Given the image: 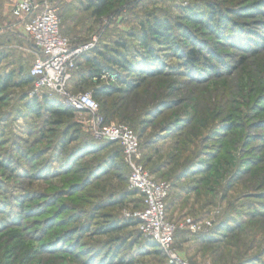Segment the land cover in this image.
<instances>
[{"label":"rangeland","instance_id":"rangeland-1","mask_svg":"<svg viewBox=\"0 0 264 264\" xmlns=\"http://www.w3.org/2000/svg\"><path fill=\"white\" fill-rule=\"evenodd\" d=\"M15 1L0 0V76L18 83L35 48ZM44 2L71 45L131 61L107 65L113 80L76 74L69 90L116 88L97 98L99 112L128 123L144 169L171 181L173 252L190 264H264V0H109L99 14L89 0ZM154 18L170 21L167 42L140 40ZM192 47L214 69L189 65ZM34 98L32 85L0 91V264H173L137 227L99 230L141 207L119 144L92 136L90 113L38 114L25 106Z\"/></svg>","mask_w":264,"mask_h":264},{"label":"built area","instance_id":"built-area-1","mask_svg":"<svg viewBox=\"0 0 264 264\" xmlns=\"http://www.w3.org/2000/svg\"><path fill=\"white\" fill-rule=\"evenodd\" d=\"M18 20L23 33L33 42L34 60L29 68L32 77V94L42 98L44 92L58 96L64 107L84 110L92 115L88 129L95 139L116 141L123 158L130 167L128 185L142 196V206L127 217L138 220L141 234L154 240L160 248L168 252L173 264H190L178 257L171 246L178 228L166 216V199L171 184L153 178L140 162V142L137 134L125 123L105 124L99 112V104L90 91L72 93L69 84L77 68L80 56L93 46V42L78 46L71 45L60 31V19L55 8L46 2L40 8L33 0H16L10 8ZM94 41L96 38H93ZM115 74L104 69L92 77L93 81L113 80Z\"/></svg>","mask_w":264,"mask_h":264},{"label":"trees","instance_id":"trees-1","mask_svg":"<svg viewBox=\"0 0 264 264\" xmlns=\"http://www.w3.org/2000/svg\"><path fill=\"white\" fill-rule=\"evenodd\" d=\"M109 0H89L88 6L92 9L93 14H99L101 13L107 6ZM206 18L208 19H214L216 15L218 14L217 9L214 6H211L206 13H204ZM199 14L196 17L192 16V20L197 23H204L203 15ZM61 31V29H60ZM172 26L170 24V21L166 19H160V18H154L146 27L144 30H141L140 40L142 42L147 43V37H150L154 39L155 41H158L159 44L163 42H167L170 37L172 36ZM62 32V31H61ZM63 33V32H62ZM64 34V33H63ZM118 44H121L120 42H117ZM261 44L264 46V42H261ZM253 51H256V48H251ZM96 50V49H95ZM113 52L114 54H111L110 52H99L101 55V58L98 56H91L88 53L84 52L77 62V68L73 72L72 79L70 81L69 87L71 85V82L74 80V77L76 74L80 75L81 77H84L87 80H91L93 76L98 75L102 70L107 69L110 70L107 65H116L120 66L122 68H125L126 70L131 69L132 63L130 60L124 58L121 53L118 52L117 48H114ZM116 53H118V56H116ZM186 61L189 65H199L204 66L207 65L210 67V70L214 69V67L209 63L210 59L203 56L201 52L196 48H190L185 53ZM80 61V62H79ZM82 64H86V67L83 69L81 68ZM77 71V72H76ZM155 71V70H154ZM15 80L12 79L11 74L0 76V91L13 84L21 86V85H32V77L29 74V69L27 74L19 77V82H14ZM130 86V85H129ZM116 90V88L112 86H102V87H95L91 90L92 96L97 101V98L106 97L112 95ZM26 108L30 109L31 111H34L38 114L41 113V111L45 112L46 114L52 115L53 117H72L73 112L75 110L74 108L64 107L61 105L60 100L58 96L54 94H50L48 92H44L41 101H37L35 98L30 101L26 102ZM84 111V110H82ZM121 123L128 124L124 121ZM135 132V130H134ZM136 133V132H135ZM137 134V133H136ZM65 135H67L66 132H64V138ZM138 136V135H137ZM73 136H70L69 139H72ZM66 142V141H65ZM64 142V145H65ZM121 157H123L121 148ZM128 179V178H127ZM168 182H171L168 180ZM132 194H139L137 190L132 189ZM168 199L166 200V209H168ZM141 206H142V199H141ZM138 220L133 217H123L121 219H115V220H108V223L104 225L103 227H100V231L103 229L105 231H112L117 230L121 228L126 227H137ZM103 230V231H104ZM138 230V228H137ZM138 232L141 234V232L138 230ZM176 233V232H175ZM147 244H149L152 247H156L160 249L159 245L152 239L146 238L145 239Z\"/></svg>","mask_w":264,"mask_h":264},{"label":"crops","instance_id":"crops-1","mask_svg":"<svg viewBox=\"0 0 264 264\" xmlns=\"http://www.w3.org/2000/svg\"><path fill=\"white\" fill-rule=\"evenodd\" d=\"M35 3L41 8L43 5V0H36Z\"/></svg>","mask_w":264,"mask_h":264}]
</instances>
